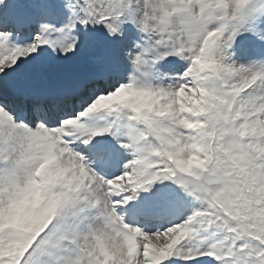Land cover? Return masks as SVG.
<instances>
[{
  "label": "snow or ice",
  "instance_id": "6c2138e0",
  "mask_svg": "<svg viewBox=\"0 0 264 264\" xmlns=\"http://www.w3.org/2000/svg\"><path fill=\"white\" fill-rule=\"evenodd\" d=\"M0 264H264V0H0Z\"/></svg>",
  "mask_w": 264,
  "mask_h": 264
}]
</instances>
